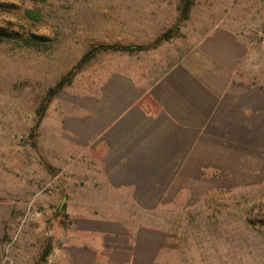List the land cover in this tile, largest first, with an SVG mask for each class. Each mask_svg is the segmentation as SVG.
Masks as SVG:
<instances>
[{"label":"crops","instance_id":"0c3cea01","mask_svg":"<svg viewBox=\"0 0 264 264\" xmlns=\"http://www.w3.org/2000/svg\"><path fill=\"white\" fill-rule=\"evenodd\" d=\"M139 17L119 23L110 43L123 48L106 50L101 82L50 131L70 151L38 264H179L163 220L264 156V68L249 42L222 21L157 40L176 20ZM14 206L0 200V246Z\"/></svg>","mask_w":264,"mask_h":264},{"label":"rangeland","instance_id":"374dc122","mask_svg":"<svg viewBox=\"0 0 264 264\" xmlns=\"http://www.w3.org/2000/svg\"><path fill=\"white\" fill-rule=\"evenodd\" d=\"M186 1L0 0V30L6 33L0 37V200L15 205L0 264L44 258L62 214L52 198L62 182L58 170L70 151L50 131L72 105L86 103L82 90L101 82L111 48L94 47L116 45L110 39L126 30L119 23L144 13L158 21L173 18L161 34L184 37L193 23L228 22L251 45L256 67L264 68V0H192L185 10ZM28 34L38 41L25 44ZM69 70L71 81L50 98L36 124L47 89ZM249 167L194 189L191 207L163 220L175 233L179 264H264V156L257 154Z\"/></svg>","mask_w":264,"mask_h":264},{"label":"trees","instance_id":"16d2710c","mask_svg":"<svg viewBox=\"0 0 264 264\" xmlns=\"http://www.w3.org/2000/svg\"><path fill=\"white\" fill-rule=\"evenodd\" d=\"M192 0H187L186 1V4H185V7L184 9L186 10L188 8V6L191 4ZM26 14H29L30 16L34 17L35 16V12H26ZM6 36V33L2 32V30H0V37H4ZM168 37V34L167 33H163L161 35L158 36L157 40L159 39H162V38H166ZM38 37H34L30 34H28L26 37H24L22 40L25 44H29L30 42L32 41H38ZM95 49L96 48H100V49H106V48H123V46L121 45H97L96 47H94ZM93 52V49H90L87 53H85L81 59L84 60L85 58L88 57V54H92ZM80 63V62H79ZM78 63V64H79ZM72 71L69 70L67 71L63 76H61L55 83L54 85L50 86L48 89H47V93H46V97H45V101L44 103L40 106V108L37 109V112H39V116L37 118V122L36 124H38L39 120L41 119L42 117V114L44 112V109L46 107V103L50 100V98L59 90H61V88L69 83L71 81V78H72ZM48 246L46 248L43 249L42 251V258L44 257L45 253H46V250H47Z\"/></svg>","mask_w":264,"mask_h":264}]
</instances>
